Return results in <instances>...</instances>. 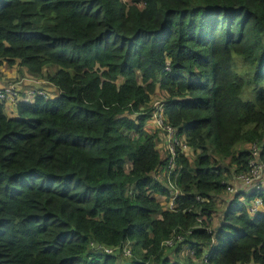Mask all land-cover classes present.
Returning a JSON list of instances; mask_svg holds the SVG:
<instances>
[{
  "label": "trees",
  "instance_id": "obj_1",
  "mask_svg": "<svg viewBox=\"0 0 264 264\" xmlns=\"http://www.w3.org/2000/svg\"><path fill=\"white\" fill-rule=\"evenodd\" d=\"M1 61L57 94L0 104V264H264V188L212 224L264 167V0H0ZM154 93L192 152L162 178L170 208Z\"/></svg>",
  "mask_w": 264,
  "mask_h": 264
},
{
  "label": "built area",
  "instance_id": "obj_2",
  "mask_svg": "<svg viewBox=\"0 0 264 264\" xmlns=\"http://www.w3.org/2000/svg\"><path fill=\"white\" fill-rule=\"evenodd\" d=\"M167 67H165L166 69ZM18 83L12 82L8 83L4 87L0 88V104L5 106L6 104L12 105V108H14V105L17 101H31L35 95L43 96V91L41 89H36L34 91H30L28 89H24L22 92L19 90V87H17ZM152 117V122L155 125V128L162 129L161 131L164 132V149L165 154L167 156V165L165 167V170L159 171L163 177H167L169 172L174 169V163H173V157H174V148L175 146L180 149V151L185 150L187 148L186 144L182 141V139L177 140L175 138V129L164 125L162 121V115H161V101L156 104V106L153 108L150 118ZM255 154V153H254ZM159 170V169H157ZM168 183V182H166ZM232 185V184H231ZM227 184V191L231 193H236L237 191H243L251 188V186H254L253 188L257 189H263L264 188V175L261 174V166L260 165H252V169L248 175H239L236 177L235 181L233 182V186ZM169 187V196L167 201V206L165 205V208H170L172 206V199L179 194V192L172 188V186L168 183ZM264 190V189H263ZM240 200H243L242 197L239 196ZM261 207V198L256 197L252 201L246 204V211L249 215H253L255 211L259 210ZM198 227V226H196ZM180 239V238H177ZM166 246H171L172 241L167 240L164 242ZM97 249H100L101 251L108 253V254H115L117 251L114 248L110 247H96ZM121 256H129V251L125 247L121 250Z\"/></svg>",
  "mask_w": 264,
  "mask_h": 264
},
{
  "label": "rangeland",
  "instance_id": "obj_3",
  "mask_svg": "<svg viewBox=\"0 0 264 264\" xmlns=\"http://www.w3.org/2000/svg\"><path fill=\"white\" fill-rule=\"evenodd\" d=\"M122 1H125V2H127L128 0H122ZM54 69H55V67H47V68H44L43 70H42V72L43 73H51V72H53L54 71ZM36 77H39V76H36ZM31 78H35V77H33V76H31ZM43 79H45V92L43 91V96L44 97H47V98H49V99H51V98H53L54 96L52 95V93H50V90L49 89H53L52 87V85H51V83L49 82V81H47L46 80V78H43ZM32 82V81H31ZM31 86H32V88H29L28 90H30V91H34V90H36V86H39V82H36V81H34V82H32V84H31ZM38 89V88H37ZM151 99V101H150V103L148 104V107H150L151 109H153L155 106H156V104L157 103H159V101L162 99V97H161V95L158 93H154L153 95H152V97L150 98ZM7 116H9V117H14L15 116V111H11L9 114H6ZM146 130H147V132H149V133H153V134H155V136L156 137H158V135H159V137H161L160 139L161 140H159L158 141V143H157V145H156V148H157V150H158V152H159V155H160V157L161 158H163L166 154H165V149H164V140L162 139L163 137H162V135H164V132L163 131H161L160 129H156L155 128V125L153 124V122H152V117L149 119V121H148V123H147V127H146ZM163 132V133H162ZM264 142V141H263ZM181 152H183L184 154H185V156H187V157H192V152L188 149V148H186L185 150H182ZM227 162V160H224V163H226ZM261 163V162H260ZM260 166H261V174L262 175H264V167H263V165H262V163L261 164H259ZM128 166V165H127ZM126 165H125V168L127 167ZM150 176H152L154 179H156L158 182H163V184L165 185V186H168V183H166L162 178H163V175H161L160 173H159V170H154L152 173H151V175ZM232 184V185H231ZM228 185H231V186H233V183H232V181H230L229 180V183H228ZM168 190L170 189L169 187L167 188ZM233 193H231V192H229V191H227V189H225V191H224V193H222L221 195H219L218 197H215L214 198V202H215V206H216V211L213 213V215H212V217H213V220H212V224L213 225H215L216 223H217V221H218V218L220 217V215H221V213H222V210H223V207H224V204H225V202H224V200H221L219 197H224V199H227L230 195H232ZM223 197H222V199H223ZM169 198H170V196H169ZM155 199L156 200H158V201H160V202H162L163 201V199H158V197H155ZM168 201V200H167ZM167 201H165V203L167 202ZM165 203H164V206H165ZM259 209H261V207L259 208ZM221 218V217H220ZM219 218V219H220ZM187 250L185 249V248H182L181 249V251H179V253H181L182 255L183 254H185V253H187L186 252ZM124 258H127V256L125 257V256H120V259H124ZM123 260H121V262H122ZM120 262V263H121Z\"/></svg>",
  "mask_w": 264,
  "mask_h": 264
},
{
  "label": "crops",
  "instance_id": "obj_4",
  "mask_svg": "<svg viewBox=\"0 0 264 264\" xmlns=\"http://www.w3.org/2000/svg\"><path fill=\"white\" fill-rule=\"evenodd\" d=\"M31 76L33 75L27 74L26 71L22 67L17 65L16 61H14L10 65H6L4 61H1L0 63V88L4 87L8 83L16 82L18 83L17 87H19V90L22 92L24 89L32 88L31 86L32 82L36 81V82H39V86H36V87L45 92V79L41 77H36V76H33L35 78H31ZM52 88L53 89H49V90H50V93H52V95L55 97L57 94V90L55 89L54 86ZM11 111H15L14 108H12V105H10L9 103L6 104L4 106L5 114H9ZM162 137H163L162 139L164 140V135H162ZM160 138L161 137H159L158 135L157 137L158 140L155 143V146L157 145L158 141L161 140ZM155 197H158V199L160 198L164 200V198L160 195H155ZM165 205L166 206L168 205L167 202L165 203Z\"/></svg>",
  "mask_w": 264,
  "mask_h": 264
},
{
  "label": "water",
  "instance_id": "obj_5",
  "mask_svg": "<svg viewBox=\"0 0 264 264\" xmlns=\"http://www.w3.org/2000/svg\"><path fill=\"white\" fill-rule=\"evenodd\" d=\"M124 264H128L127 262H125Z\"/></svg>",
  "mask_w": 264,
  "mask_h": 264
}]
</instances>
